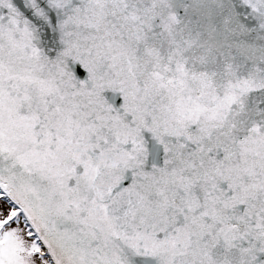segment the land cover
<instances>
[{"label": "snow or ice", "instance_id": "1", "mask_svg": "<svg viewBox=\"0 0 264 264\" xmlns=\"http://www.w3.org/2000/svg\"><path fill=\"white\" fill-rule=\"evenodd\" d=\"M0 264H264V0H0Z\"/></svg>", "mask_w": 264, "mask_h": 264}]
</instances>
